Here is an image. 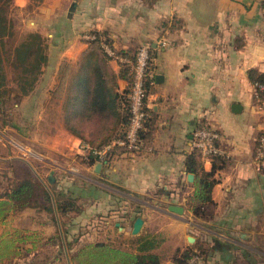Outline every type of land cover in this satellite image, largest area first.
I'll use <instances>...</instances> for the list:
<instances>
[{"label": "crops", "instance_id": "0c3cea01", "mask_svg": "<svg viewBox=\"0 0 264 264\" xmlns=\"http://www.w3.org/2000/svg\"><path fill=\"white\" fill-rule=\"evenodd\" d=\"M0 25L6 84L19 83L10 79V67H16L14 49L28 33L40 35L45 55L22 98L31 117L25 139L41 149L39 163L16 149L8 152L0 140V180L11 181L0 198L27 172L53 196L51 209L27 207L13 216L10 226L34 235L7 264H37L43 251L53 252L56 264H71L70 254L83 244L146 235L160 239L154 250L160 264H183L180 254L191 245L205 250L204 264H264V169L252 161L264 119L249 76L264 73V0H0ZM95 32L104 33L115 52L134 53L149 44L153 79L142 151L117 148L98 172L97 161L86 162L83 140L66 128L63 111L70 82L81 81L99 60L110 83L114 77L115 91L127 87L120 63L104 59L84 38ZM234 104L240 107L233 110ZM203 125L220 133L226 155L214 173L212 202L197 217L186 205L195 175L187 180L185 162L192 134ZM30 145L24 146L33 151ZM199 160L211 170L212 160ZM51 170L53 183L47 181ZM59 184L74 191L76 211L58 213L53 189ZM171 205L183 213L170 211ZM136 217L143 224L132 235Z\"/></svg>", "mask_w": 264, "mask_h": 264}, {"label": "trees", "instance_id": "16d2710c", "mask_svg": "<svg viewBox=\"0 0 264 264\" xmlns=\"http://www.w3.org/2000/svg\"><path fill=\"white\" fill-rule=\"evenodd\" d=\"M3 28V25H0V37L3 36ZM94 34L96 38L88 41L99 47L104 59L110 60L111 57L103 52L98 39L100 35L105 34L102 32ZM116 53L126 56L133 54L127 51H116ZM14 57L16 67L21 69L18 91L23 96L33 88V82L40 73L41 63L45 60L40 35L28 33L15 47ZM99 63L100 60L91 73L85 72L81 81L75 84L70 82L68 93L63 101L66 128L80 137L84 144L95 149L104 147L115 138H122L130 117L128 94L131 77L127 68L119 64L120 75L126 80L127 87L118 93L114 89V77L110 83L104 76ZM148 68L150 69V65ZM249 76L252 83H264V73L250 72ZM4 79V71L0 67V110L2 111L10 99L8 94L10 90L7 89ZM152 80L148 79L145 83L147 94ZM146 124L147 120L145 127ZM140 137L144 139V130L140 133ZM85 158L89 164L96 162L91 154ZM211 160L213 165L210 171L203 168L196 151H192L185 162L186 170L195 175L194 191L188 196L186 205L188 210L197 217H202L205 208L212 202L211 189L216 181L214 173L224 163L223 156H214ZM53 195L60 215H66L78 209L77 197L74 196L71 188L59 184L53 189ZM51 206V195L29 172L14 181L5 197L0 198V225H5L0 232V264H7L18 257L21 254V243L34 235L10 226L13 216L27 207L49 210ZM159 244L160 239L157 236L146 235L135 237L127 242L116 240L86 243L75 251H72L74 245L67 244V248L68 251H72L71 264H160V256L154 251ZM194 256L202 257L206 262L205 250L197 245H191L183 250L180 254V262L185 264Z\"/></svg>", "mask_w": 264, "mask_h": 264}, {"label": "built area", "instance_id": "2783aa9c", "mask_svg": "<svg viewBox=\"0 0 264 264\" xmlns=\"http://www.w3.org/2000/svg\"><path fill=\"white\" fill-rule=\"evenodd\" d=\"M77 1V0H74ZM84 38L92 40L96 38L95 34H85ZM100 40L103 52L115 59L118 63L127 68L128 74L131 77L130 91L128 94V106L130 111L129 122L122 138H115L112 142L100 149L91 148L87 144L83 146L85 149V157L88 154L93 155L97 162H108L115 149L120 148L125 152L134 154L142 151L143 140L140 133L145 129V122L148 118L146 107L147 92L145 83L148 79H152V73L148 68L151 60L150 45L141 44L131 56L117 54L109 44L108 38L105 35L98 37ZM252 99L256 110L264 119V83H252ZM220 133L212 126L203 125L197 127L191 140L192 151L207 160H211L214 156H224L226 151L219 145ZM11 145L23 157H31L39 159V155L26 148L24 145L12 141ZM252 161L258 170L264 169V129L260 131L255 139L254 152ZM204 259L199 256H194L187 260L185 264H204Z\"/></svg>", "mask_w": 264, "mask_h": 264}, {"label": "rangeland", "instance_id": "374dc122", "mask_svg": "<svg viewBox=\"0 0 264 264\" xmlns=\"http://www.w3.org/2000/svg\"><path fill=\"white\" fill-rule=\"evenodd\" d=\"M10 71L11 73H9L10 75V79H12V81L17 80L19 82L20 78H21V69L19 67H10ZM9 70V69H8ZM6 72V70H5ZM15 84V83H14ZM7 89H9L10 93L9 94V100L6 103V107L2 110H0V123L7 125V129H0V140L3 143V146L1 145V147L3 149H6L8 152L12 149L15 150V148L11 145L12 141L18 142L22 145L25 146H29V142L26 141L25 137L29 136L28 134V123H29V119L31 118L30 116H28L27 111H26V107L28 108L27 102L22 101L23 96L20 95V92L18 91V84L17 85H12V84H6ZM18 103V106H15V104ZM260 114V113H259ZM261 115V114H260ZM262 116V115H261ZM37 136H35L34 138V142L39 144V139L40 136L39 134H41L39 131H37L35 133ZM31 146V145H30ZM30 148V147H29ZM31 148H33L32 150L34 152H37L38 154L41 153L40 152V148L35 147V146H31ZM33 165L34 166H38L37 163V159H33ZM22 169H20L21 171ZM23 171V170H22ZM78 175H71L70 178H75ZM0 180V196H2V188L8 186L10 184V179L9 177L7 179H3ZM165 248V247H164ZM54 253L53 252H49V251H43L38 259L37 264H56V262L52 261V257H53ZM61 256V255H59ZM64 260V259H63ZM63 260H61V263L63 262Z\"/></svg>", "mask_w": 264, "mask_h": 264}, {"label": "water", "instance_id": "95a60500", "mask_svg": "<svg viewBox=\"0 0 264 264\" xmlns=\"http://www.w3.org/2000/svg\"><path fill=\"white\" fill-rule=\"evenodd\" d=\"M239 107L240 106L238 104H234V106L232 107V109L233 110H236ZM102 165L103 164L101 162H96V164L94 165V170L96 172H98L100 170V168H101ZM53 173H54L53 170H51L49 172V175L47 177V181L49 183H53L55 181V178L53 176ZM187 180L190 181V182H192L194 180V175L192 173H188L187 174ZM49 192H50V190H49ZM50 195H51V199H52V202H53V196H52L51 192H50ZM169 210L181 214V213H183L184 208L181 207V206L171 205V206H169ZM142 224H143V219L141 217H136V219L134 220V222L132 224L131 234L132 235H137L139 233L141 227H142ZM188 241L190 243H193L194 242V238L191 237V236H189L188 237Z\"/></svg>", "mask_w": 264, "mask_h": 264}]
</instances>
